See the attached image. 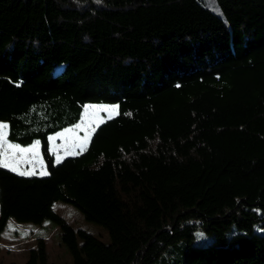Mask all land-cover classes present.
Masks as SVG:
<instances>
[{
	"label": "trees",
	"instance_id": "1",
	"mask_svg": "<svg viewBox=\"0 0 264 264\" xmlns=\"http://www.w3.org/2000/svg\"><path fill=\"white\" fill-rule=\"evenodd\" d=\"M87 103L118 111L56 161ZM0 122L46 169L0 166V235L48 219L73 264H264V0H0ZM23 264H47L42 238Z\"/></svg>",
	"mask_w": 264,
	"mask_h": 264
},
{
	"label": "rangeland",
	"instance_id": "2",
	"mask_svg": "<svg viewBox=\"0 0 264 264\" xmlns=\"http://www.w3.org/2000/svg\"><path fill=\"white\" fill-rule=\"evenodd\" d=\"M215 10L212 4L208 5ZM88 107H85V106ZM115 105V108L112 106ZM118 111L117 104L87 103L82 108L80 120L56 133L51 134L50 147L56 161H60L66 155H74L83 151L93 134L95 128L105 119L114 116ZM0 128V163H7L10 169L28 174L43 175L44 164L40 152L34 145L29 148L7 140V124ZM67 129V131H65ZM11 144L19 145L20 148L29 149L19 151L16 148L8 147ZM53 210L61 215L74 229L82 228L95 235L103 242H109L110 238L107 229L84 218L80 210L69 202L57 200L53 204ZM42 238L45 242L47 264H73L72 256L66 245L62 242L59 226L51 220L45 219L41 223H18L9 219L6 228L0 235V264H23L27 259L30 248L36 244V240ZM209 236L196 231L192 243L205 242ZM180 250H172L165 259L156 264H183L181 263ZM178 258L176 263L172 258ZM170 261V262H169Z\"/></svg>",
	"mask_w": 264,
	"mask_h": 264
},
{
	"label": "snow or ice",
	"instance_id": "3",
	"mask_svg": "<svg viewBox=\"0 0 264 264\" xmlns=\"http://www.w3.org/2000/svg\"><path fill=\"white\" fill-rule=\"evenodd\" d=\"M85 107H88L87 105ZM113 108H115V105L112 106ZM6 125L4 124H0V128H3L5 127ZM67 131V129L65 130ZM60 133H56V135H59ZM8 147L10 148H16V149H19V151L23 152V151H28L29 149H25V148H20L19 145H16V144H11L9 145ZM0 166L2 167H8V164L7 163H3V164H0ZM12 171H15V169H11ZM21 175H23L24 173H20ZM46 174V173H45Z\"/></svg>",
	"mask_w": 264,
	"mask_h": 264
},
{
	"label": "crops",
	"instance_id": "4",
	"mask_svg": "<svg viewBox=\"0 0 264 264\" xmlns=\"http://www.w3.org/2000/svg\"><path fill=\"white\" fill-rule=\"evenodd\" d=\"M31 145H34V147H36L37 149H38V151L40 152V149H39V143H38V141L36 140V141H34L33 143H31L30 145H26L28 148L31 146ZM81 152V151H80ZM77 153H79V152H77ZM77 153H75V154H77ZM1 164V163H0ZM44 164V163H43ZM6 168H8V169H10L9 167H6ZM11 170V169H10ZM14 172H16V173H18V174H20V173H23V172H17V171H14ZM46 173V169H45V166H44V173L43 174H45ZM32 174V173H31ZM23 175H29L28 173H24Z\"/></svg>",
	"mask_w": 264,
	"mask_h": 264
}]
</instances>
